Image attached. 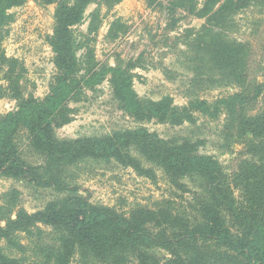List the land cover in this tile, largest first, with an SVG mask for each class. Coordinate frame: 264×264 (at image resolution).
<instances>
[{
	"label": "rangeland",
	"instance_id": "rangeland-1",
	"mask_svg": "<svg viewBox=\"0 0 264 264\" xmlns=\"http://www.w3.org/2000/svg\"><path fill=\"white\" fill-rule=\"evenodd\" d=\"M206 2L92 0L86 6L81 22L73 27L78 75L85 78L73 82L71 100L54 126L52 144L37 147L26 125L13 136L30 172L19 176L0 172L2 225L6 224L2 219L21 210L35 213L72 195L123 216L136 208L145 210L142 219L151 229L157 224L147 210L159 211L161 221L193 212L201 182L168 173L138 147H122L124 153L111 159H73L76 153L83 154L77 152L80 147L102 148L109 141L119 147L125 135L116 134L139 128L174 140L192 137L197 144L192 153L213 156L231 178L239 166L259 162L248 149L260 139L241 133L225 114L215 118L217 114L210 113L213 108L203 112V106L195 105L193 121L176 125L156 116L142 120L138 111L158 102L182 111L192 102L211 104L236 91L253 95L261 85V94L247 111L249 115L264 111V0L236 9L219 26L208 22L211 12L206 10L215 11L221 4ZM57 8L58 2L24 0L7 11L0 30V122L30 99L43 101L56 86L58 68L51 39ZM236 67L243 74L240 84L231 74ZM230 185L237 204L244 203L242 187ZM39 227L20 234V249L8 248L6 240L0 244L23 264H45L60 241L52 226ZM218 249L212 264H236L223 255L227 249ZM83 262L75 252L68 264ZM128 262L137 264L134 258Z\"/></svg>",
	"mask_w": 264,
	"mask_h": 264
},
{
	"label": "trees",
	"instance_id": "trees-1",
	"mask_svg": "<svg viewBox=\"0 0 264 264\" xmlns=\"http://www.w3.org/2000/svg\"><path fill=\"white\" fill-rule=\"evenodd\" d=\"M23 1L0 0V30L7 19V11ZM47 1L58 2L56 26L51 39L58 68L56 86L43 101L30 99L20 110L8 114L0 122L1 173L15 176L29 174L30 170L27 171L13 136L21 125H26L30 127L37 147L52 144L54 126L71 100L73 82L80 77L73 27L81 22L85 8L92 0ZM251 1L207 0V5L221 4L215 11L207 8L206 14L211 12L208 22L219 26L220 20ZM240 70L236 67L231 73L236 78L233 82L237 84L243 78ZM262 88V85L259 86L255 94L248 96L236 91L211 104L198 100L182 111L170 108L167 102L151 103L149 109H138L142 120L156 116L176 125L177 122L193 121L197 111L193 107L195 105L203 106V112L213 108L215 111L210 113L217 114L215 118L225 114L228 120H234L241 133L249 132L259 138L260 142L251 143L248 149V154L255 156L259 162L251 161L248 168L239 166L233 178L213 156L192 153L197 151L192 137L174 140L139 128L116 134L121 138L125 135L119 147L113 141L103 145L101 140L102 148L77 149L83 154L76 153L73 159L85 156L111 159L124 153L122 147L128 149L133 145L146 159L153 160L168 173L199 180L202 190L193 205V212L161 221L159 211L147 210L155 215L157 224L155 229H151L148 221L142 219L147 216L145 210L136 208L123 216L113 208L91 204L82 197L72 195L65 201L49 203L44 210L35 213L21 210L15 217L2 219L6 224L0 223V242L6 240L8 248L20 249V234H31L43 224L52 226L60 241L45 264H68L75 252L81 255L82 264H99L98 261L102 264H129V258H134L137 264H212L220 253L218 248L227 249L229 252L225 250L223 255L236 264H264V111L256 115H249L247 111L248 104L261 94ZM79 94L80 90L76 95ZM231 182L242 187L246 193L244 203L238 205L232 197ZM162 235L165 237L161 238ZM4 249L0 244V264H23Z\"/></svg>",
	"mask_w": 264,
	"mask_h": 264
}]
</instances>
